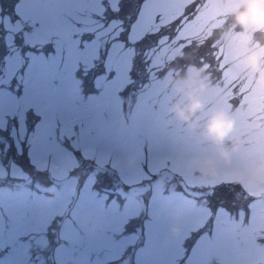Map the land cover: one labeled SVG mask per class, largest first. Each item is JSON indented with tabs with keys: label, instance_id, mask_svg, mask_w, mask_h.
I'll list each match as a JSON object with an SVG mask.
<instances>
[{
	"label": "rangeland",
	"instance_id": "1",
	"mask_svg": "<svg viewBox=\"0 0 264 264\" xmlns=\"http://www.w3.org/2000/svg\"><path fill=\"white\" fill-rule=\"evenodd\" d=\"M8 4L10 13L5 15L6 31L1 37L8 50L5 60L0 59V133L7 129L6 135H0L2 264L17 260L26 264H177L207 216L189 211L193 197L186 184L227 179L238 191L264 199V190L230 167L218 165L212 176L195 170L194 160L210 146L196 143V132L167 111L178 97L167 89L168 81L167 95L152 122L169 132L189 133L198 151H157L147 138L135 134L146 111L144 94L134 101V94L118 91L130 84L132 45L123 49L117 79L108 80L105 74L94 77L104 62L102 52L97 58V48L100 52L105 41H114L120 31L118 19L107 23L102 17L116 12L120 0H8ZM145 30L133 28L128 39L136 41ZM29 32L37 37L35 50L25 52L24 72L11 82L21 62L17 42L26 44ZM85 39L91 42L79 48L77 43ZM122 41L115 43L119 46ZM234 50L236 55L243 53L244 44L235 45ZM248 114H253L251 109ZM233 116L242 142L231 160L243 169L264 156L246 167L235 161L249 134ZM29 123L33 125L30 136ZM9 143L24 155L6 156ZM161 188L163 196L153 198V189ZM220 216L228 218L223 211ZM236 223L242 240L264 238V219L249 217L243 222L238 218ZM8 252L11 255L4 254ZM213 261L224 264L220 256Z\"/></svg>",
	"mask_w": 264,
	"mask_h": 264
},
{
	"label": "snow or ice",
	"instance_id": "2",
	"mask_svg": "<svg viewBox=\"0 0 264 264\" xmlns=\"http://www.w3.org/2000/svg\"><path fill=\"white\" fill-rule=\"evenodd\" d=\"M235 6L234 0H120L115 15L108 13L102 17V21L107 23L118 19L120 31L114 41H105L104 62L96 74H105L108 80L117 79L125 58L124 47L130 44L136 52V46H142L127 70L130 84L118 91L130 96L143 90L146 111L135 134L147 138L157 151H198L197 146L191 143L189 133L182 130L169 132L152 122L158 104L167 95L165 85L170 69L184 59V56L175 55L178 51L191 57V62L206 74L209 87L204 103L223 104L234 112L238 127L247 130L249 138L236 153L235 161L246 167L264 156V92L255 88L243 72L234 50L235 45L247 43L249 38L244 33L229 31L225 41L215 35L216 29L212 27L224 20ZM164 20L166 22L162 23ZM32 23L34 27L35 21ZM137 26L149 30L144 31L139 40L131 41L129 33ZM121 37L124 39L117 46L115 41ZM90 42L91 39H85L77 46L83 48ZM96 52L99 59V48ZM249 109L252 115L248 114ZM254 121L259 127L254 126ZM6 134L7 129L0 133ZM4 154L12 157L24 155L22 150L17 154L12 143ZM181 182L184 183L183 177ZM185 187L193 197L188 201L189 211L206 212L207 216L194 230L190 247L183 248L186 256L178 257L177 264L180 261L184 264H214L215 256H220L224 264H264V238L257 237L253 242L249 236L247 241L242 240L238 231L240 225L236 223L238 218L243 222H247L249 217L264 219V199L258 198V194L238 191L236 184L227 179L211 184H186ZM192 189L198 191L193 192ZM170 191L174 193V189ZM163 192V188L153 189V198L163 196ZM221 211L228 218L220 216ZM11 252L4 254L11 255ZM16 264H26V261L17 260Z\"/></svg>",
	"mask_w": 264,
	"mask_h": 264
},
{
	"label": "clouds",
	"instance_id": "3",
	"mask_svg": "<svg viewBox=\"0 0 264 264\" xmlns=\"http://www.w3.org/2000/svg\"><path fill=\"white\" fill-rule=\"evenodd\" d=\"M232 22L241 30L256 32L264 30V0H240V7L232 13ZM241 65L253 76L255 85L264 89V71L258 67V53L248 48L241 56ZM208 80L199 68H191L184 75L171 79L170 88L178 98L167 111L175 120L196 132L194 141L206 143L209 150L193 162L195 170L205 176H212L218 165L230 167L252 185L264 190V158L246 168L234 165L231 155L242 142L235 133L234 116L219 105L205 107L202 97L208 91ZM203 115V120L201 116Z\"/></svg>",
	"mask_w": 264,
	"mask_h": 264
},
{
	"label": "trees",
	"instance_id": "4",
	"mask_svg": "<svg viewBox=\"0 0 264 264\" xmlns=\"http://www.w3.org/2000/svg\"><path fill=\"white\" fill-rule=\"evenodd\" d=\"M235 7L230 11V13L228 14V16L222 20V21H219L217 22V24H214L212 27L216 29V32H215V35L217 37H219L220 39L222 40H225L227 41L228 40V32L229 31H238V32H241V33H244L248 38V42L247 43H243L244 44V52L246 49L248 48H253L254 50L257 51L258 53V67H259V70L260 71H264V55H262V52H264V30H261V31H256V32H249V31H244V30H241L238 26H235L232 22V13L237 10L239 7H240V0L238 3H235ZM0 6L2 7V9L0 10V25L3 27V23H4V20H5V15L9 14L10 13V6L8 4V0H0ZM116 12H112V15H115ZM170 18V17H169ZM1 19H4V20H1ZM162 23L163 22H166V20L164 21H161ZM146 30H149V29H146ZM145 30V31H146ZM151 30H154L151 29ZM143 35V34H142ZM141 35V36H142ZM140 36V37H141ZM2 36H0V59L3 57V55H5V46L3 45V41H2ZM139 37V38H140ZM139 38L137 40H139ZM121 39L123 40L124 38L121 37ZM18 44V48H19V52L21 53V62L20 64H18L17 68L15 69L14 71V74H13V79L12 80H15V76L17 75H22L23 73V68L25 67V65L27 64V61H28V58L25 56L24 52L26 51V45L25 44H21L20 42H17ZM126 47H129V44L126 45ZM142 46H136V52H139L140 51V48ZM136 52H134V55L136 54ZM243 52V53H244ZM101 53V52H100ZM243 53H239L237 56V58H241L242 54ZM102 55H105L103 53V50H102ZM175 55L177 56H184V59L182 60H179L176 64H174L172 66V68L170 69V72H169V75H168V86H167V89L169 90L170 89V81L172 78L174 77H177V76H182L184 75V73L188 70H190L191 68L195 67V68H199L198 65H196L195 63L191 62V57H189L187 54H184V53H180L178 51L175 52ZM132 62H133V59L131 61V66H132ZM25 64V65H24ZM200 69V68H199ZM17 72V73H16ZM243 72L247 75V77L250 78L251 82L253 85H255L254 83V79H253V76L251 74L248 73L247 69L244 68L243 69ZM204 75H206L204 73ZM130 83V81H129ZM166 89V91H167ZM143 92V90H140V91H137L135 94H134V101L137 99V95L139 93ZM208 92V91H207ZM207 95V93L202 97V101L204 103V100L203 98ZM178 97L174 98L175 100L177 99ZM205 107L207 108L209 105H223V104H220V103H213V104H205ZM227 111H229L232 115H234V112L233 111H230L228 109H226ZM201 120H203V115L201 116ZM182 125L185 126V124L182 122ZM33 129V125L31 123H29V128H28V135L30 136L31 135V130ZM25 138H28V137H25Z\"/></svg>",
	"mask_w": 264,
	"mask_h": 264
},
{
	"label": "water",
	"instance_id": "5",
	"mask_svg": "<svg viewBox=\"0 0 264 264\" xmlns=\"http://www.w3.org/2000/svg\"><path fill=\"white\" fill-rule=\"evenodd\" d=\"M26 39H27V43H28V45L30 47L35 46V44H36V37L34 36V34L28 33L27 36H26Z\"/></svg>",
	"mask_w": 264,
	"mask_h": 264
}]
</instances>
